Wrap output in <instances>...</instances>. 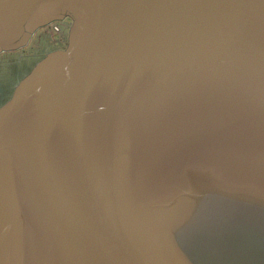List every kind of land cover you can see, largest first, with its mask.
<instances>
[{"label": "water", "instance_id": "water-1", "mask_svg": "<svg viewBox=\"0 0 264 264\" xmlns=\"http://www.w3.org/2000/svg\"><path fill=\"white\" fill-rule=\"evenodd\" d=\"M65 18L0 107V264H264V0H0V53Z\"/></svg>", "mask_w": 264, "mask_h": 264}, {"label": "rangeland", "instance_id": "rangeland-1", "mask_svg": "<svg viewBox=\"0 0 264 264\" xmlns=\"http://www.w3.org/2000/svg\"><path fill=\"white\" fill-rule=\"evenodd\" d=\"M66 24L53 23L37 29L20 49L0 53V90L5 102L15 85L24 78L46 54L58 50L66 40ZM59 27V29H58ZM63 40V41H62Z\"/></svg>", "mask_w": 264, "mask_h": 264}, {"label": "flooded vegetation", "instance_id": "flooded-vegetation-1", "mask_svg": "<svg viewBox=\"0 0 264 264\" xmlns=\"http://www.w3.org/2000/svg\"><path fill=\"white\" fill-rule=\"evenodd\" d=\"M62 22V25L64 26L65 24L67 25L66 26V28H65V30H67V32H66V37H68V32H69V29H70V26H71V20L69 19V18H65L64 20H62V21H57V23H61ZM53 23H56V22H53ZM53 23H51V24H53ZM50 25V24H49ZM58 29H59V27H58ZM63 41V40H62ZM66 44H67V38H66V40H64V42H61V46H60V48L58 49V50H62V49H64L65 47H66ZM0 97L2 98V92H1V90H0ZM8 101V99L5 101V102H2V100H0V107L4 104V103H6Z\"/></svg>", "mask_w": 264, "mask_h": 264}]
</instances>
